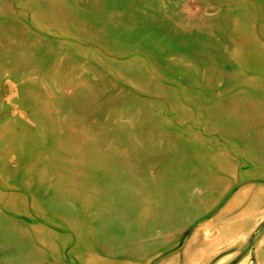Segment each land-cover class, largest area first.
Wrapping results in <instances>:
<instances>
[{
	"label": "rangeland",
	"instance_id": "obj_1",
	"mask_svg": "<svg viewBox=\"0 0 264 264\" xmlns=\"http://www.w3.org/2000/svg\"><path fill=\"white\" fill-rule=\"evenodd\" d=\"M0 264H264V0H0Z\"/></svg>",
	"mask_w": 264,
	"mask_h": 264
}]
</instances>
